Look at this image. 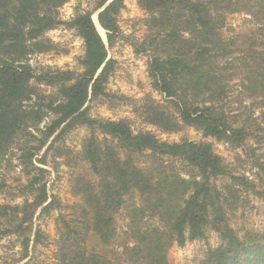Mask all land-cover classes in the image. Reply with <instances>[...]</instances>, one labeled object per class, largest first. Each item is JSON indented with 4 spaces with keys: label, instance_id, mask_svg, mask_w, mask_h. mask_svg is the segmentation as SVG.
<instances>
[{
    "label": "trees",
    "instance_id": "obj_1",
    "mask_svg": "<svg viewBox=\"0 0 264 264\" xmlns=\"http://www.w3.org/2000/svg\"><path fill=\"white\" fill-rule=\"evenodd\" d=\"M66 1L0 0V170L17 147L32 195L22 204L0 203V232L18 233L26 245L35 214L59 207L42 179L46 170L33 159L50 138L44 155L67 132L83 126L90 136L82 154L93 179H78L79 218L73 224L62 220L60 239L81 245L65 252L61 264H169L174 244L204 239L208 230L219 244L198 264H264V233L240 235L231 225L233 185L248 182L232 173L211 143H167L151 132L134 131L128 120L88 114L90 102L113 97L106 90L114 63L108 48L121 34L124 0H96L93 11H80L68 22L84 44L80 72L31 68L28 57L47 50L41 38L62 24L56 11ZM137 2L147 33L136 49L148 55L151 86L163 96L162 102L141 108L143 121L166 133L195 128L241 150L252 167L264 171L256 156L264 145V0ZM237 13L242 22L224 31L227 16ZM40 85L55 93H40ZM137 156L153 162L136 161ZM164 158L180 160L190 171L183 176L164 165ZM224 178L229 184L219 188L216 182ZM3 185L0 179V192ZM119 213L126 220L125 240L109 256ZM40 235L36 229L33 244Z\"/></svg>",
    "mask_w": 264,
    "mask_h": 264
},
{
    "label": "rangeland",
    "instance_id": "obj_2",
    "mask_svg": "<svg viewBox=\"0 0 264 264\" xmlns=\"http://www.w3.org/2000/svg\"><path fill=\"white\" fill-rule=\"evenodd\" d=\"M96 0H67L56 11L62 24L47 31L41 38L47 41V50L34 53L28 57V63L35 73L44 70H69L80 72L81 59L84 56V44L73 28L67 26L70 19L80 11H93ZM123 9L118 15L120 36L108 48V58L113 60V70L109 75L106 90L113 95L109 101H92L88 104V114L91 117L104 120H128L134 131H148L160 141L167 143L188 140L194 142L211 143L214 151L224 160L232 173L244 176L247 185L237 183L236 208L230 214L231 225L242 235L245 232L264 233V171L252 167L246 154L239 149H234L227 144L203 136L202 132L188 126L181 127L177 132L166 133L157 127L147 124L141 116V108L146 102H162L163 96L156 92L148 76L149 57L146 53L137 51L147 33L144 23L145 13L138 5L137 0H124ZM92 13V19L97 30L105 41V32L99 26L97 13ZM226 18V29L240 24L244 18L242 14L229 15ZM40 93L54 94L55 88L38 86ZM46 121L48 119H45ZM44 123L39 128H43ZM37 136L38 132H35ZM90 136V130L79 126L67 132L63 138L56 142L54 147L44 155L51 139L33 159L46 173L43 181L46 183L48 195L55 198L59 207L48 215L38 217V212L33 218V225L28 230L26 237L31 241L26 245L22 235L11 233L3 235L0 232V264H61L62 255L70 249H75L81 243L74 245L71 241H62V220L73 224V219H78L81 212L77 210L76 193L79 178H91L87 163L84 160L83 146ZM101 139L102 137L99 136ZM256 147V146H254ZM16 148V149H15ZM14 148L9 163H5L0 170V179L4 187L0 192V203L22 204L31 201L32 195L25 188L27 176L23 166L19 165L17 158L20 151ZM256 156L264 164V145L257 147ZM164 165L186 175L190 169L180 160L164 158ZM136 161L153 162L146 156H137ZM229 181L219 179L216 185L223 188ZM115 244L109 248V256L119 251L117 245L125 240V217L123 213L116 216ZM1 229V226H0ZM38 229L41 233L39 240L33 244L34 232ZM86 240V239H85ZM219 244V238L213 231L208 230L206 237L200 240L187 241L183 246L174 244L167 253L169 264H198L204 258L209 248ZM87 245V243H85Z\"/></svg>",
    "mask_w": 264,
    "mask_h": 264
}]
</instances>
